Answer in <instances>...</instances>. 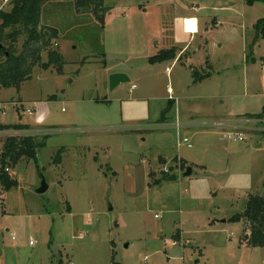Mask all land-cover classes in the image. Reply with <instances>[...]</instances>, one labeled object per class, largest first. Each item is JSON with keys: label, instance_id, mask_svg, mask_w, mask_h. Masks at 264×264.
<instances>
[{"label": "rangeland", "instance_id": "obj_1", "mask_svg": "<svg viewBox=\"0 0 264 264\" xmlns=\"http://www.w3.org/2000/svg\"><path fill=\"white\" fill-rule=\"evenodd\" d=\"M5 1L0 10L12 7ZM105 7L96 14L75 0L45 1L41 24L57 30L51 47L63 65L37 64L19 87H0V126L28 125L27 134L45 141L39 169L21 159L10 170L17 184L0 189V264H264V247L248 245L247 226L232 220L249 195H264V39L255 41L254 28L264 2ZM188 13L206 26L221 23L176 42ZM25 41L22 34L15 42L19 51ZM0 43V51L10 45ZM174 45L188 46L182 60L150 61ZM194 68L210 76L194 83ZM117 72L129 81L112 89ZM223 119L225 126L209 124ZM177 120L200 126L178 133L170 125ZM236 131L245 139L226 137ZM181 158L193 167L189 176Z\"/></svg>", "mask_w": 264, "mask_h": 264}, {"label": "trees", "instance_id": "obj_2", "mask_svg": "<svg viewBox=\"0 0 264 264\" xmlns=\"http://www.w3.org/2000/svg\"><path fill=\"white\" fill-rule=\"evenodd\" d=\"M45 1L50 0H13L9 10H0V39L10 41L9 47L0 51V56L5 57L4 61L0 60V87H19L21 83L30 78L33 67L37 64H41L44 68L53 65L60 68L63 65L62 53L51 47L52 41L57 39V30L41 24V7ZM257 1L264 2V0H246L249 5ZM75 2L80 11L97 14L106 9L105 0H75ZM8 28L11 31L6 33ZM254 28L256 30L255 41L264 39V18L259 19ZM22 34H26V41L19 51L15 42ZM44 50L49 52L46 63L41 62V54ZM176 56V48L162 50L150 61L155 63L159 60H173ZM192 74L195 83L210 75L208 72L201 74L195 68L192 69ZM261 117L264 118V111L263 114L257 116V118ZM27 127L28 125L21 124L1 125L0 130ZM44 144L45 141H39L35 135L9 136L5 139L0 149V189L8 191L17 184L10 170L14 169L21 159L33 161L39 169L38 150ZM180 166L182 170H185L187 162L181 160ZM235 220L243 221L250 231V236L246 240L248 245L264 247V195H249L246 209L236 214ZM178 235L179 233H176L174 237L178 238Z\"/></svg>", "mask_w": 264, "mask_h": 264}, {"label": "crops", "instance_id": "obj_3", "mask_svg": "<svg viewBox=\"0 0 264 264\" xmlns=\"http://www.w3.org/2000/svg\"><path fill=\"white\" fill-rule=\"evenodd\" d=\"M189 17L196 18L197 21H196V19L194 21L191 20V19H188ZM184 22H185V26H186L185 28L186 29L184 28ZM194 22H197V25ZM220 23H221L220 19L218 17H216V19H214L213 22L210 21L207 24V26H206L203 18H199L196 14H192V13L185 14L181 18L178 19V22L176 24V29H175V33H174V35H175V37H174L175 38V41L177 42V41H180L181 39L183 40V36H189L190 37L187 40L188 42L190 40H192V38L194 37V35H200L201 37H204L205 32H206V29H208L209 27L218 26ZM192 31H194V32H192ZM186 45H188V44H186ZM186 45L184 47H179L178 45H174L171 48V49L176 48V50H177V56L172 61H176L177 59L178 60H182L183 56L186 55V52L188 51V49H187L188 46H186ZM58 46H59V43H58ZM167 50H169V49H167ZM167 68H169V67H167ZM167 68H166V71H167ZM208 77H206V78H208ZM193 82H194V78H193ZM227 122L228 121L226 119H223V120L213 121V123H209V124H211L212 126H216L217 127V126H220L222 124L225 126L227 124ZM177 123H179V125H180V128L179 129L177 128ZM168 124L169 123H161V124H159V127L158 128H162V127L165 128V126L168 125ZM160 125H162V126H160ZM170 125H175V127L177 129V132L179 133V130L181 131L182 129H186L187 127H190V126H198V125L200 126V123L199 122H192V121H189V120L188 121H182V122L180 120H177L176 123H170ZM211 125H209V126H211ZM181 159L182 160H185L184 158H181ZM177 163H179V166L178 167L181 168V166H180L181 165V161L179 160V161H177ZM182 171L184 172V170H182ZM178 233H179V235H178L179 237L178 238H175L173 236L175 239H180V231Z\"/></svg>", "mask_w": 264, "mask_h": 264}, {"label": "built area", "instance_id": "obj_4", "mask_svg": "<svg viewBox=\"0 0 264 264\" xmlns=\"http://www.w3.org/2000/svg\"><path fill=\"white\" fill-rule=\"evenodd\" d=\"M7 1H5V2H7ZM170 70H171V68H167V71L168 72H170ZM135 86L136 85H134L133 87H135ZM28 112L29 113H32L33 111L31 109H28ZM160 126H162V125H160ZM177 128L178 129L180 128L179 123H177ZM1 135H5L6 137H9V136H25V135H31V134H27L26 133V130H24V129L8 128V129L0 130V136ZM226 137L229 138V139H236V140H240V141H242V140L245 139V136H244V134L241 131L229 132V133L226 134ZM7 170H9V168H7ZM164 172L170 174L169 168H165ZM3 204H4V200L0 197V207H2ZM30 244L33 245L34 244V241L31 240L30 241Z\"/></svg>", "mask_w": 264, "mask_h": 264}, {"label": "water", "instance_id": "obj_5", "mask_svg": "<svg viewBox=\"0 0 264 264\" xmlns=\"http://www.w3.org/2000/svg\"><path fill=\"white\" fill-rule=\"evenodd\" d=\"M3 48V45L0 43V50ZM123 81H129V77L123 73H113L110 76V83H111V88L114 89L119 83ZM193 171V167L188 166L187 169L182 173L183 176H189ZM177 179V176L175 174H170L169 180L174 181ZM48 188V185L46 183V180L43 179L41 186L37 189L38 192L42 193L45 192ZM232 220H235L233 218ZM249 234L246 236V239H248ZM129 244H126L128 246Z\"/></svg>", "mask_w": 264, "mask_h": 264}]
</instances>
